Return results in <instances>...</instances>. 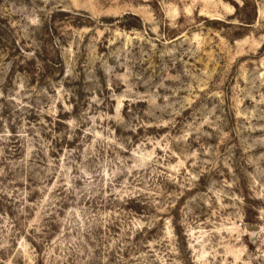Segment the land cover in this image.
<instances>
[{
  "label": "rangeland",
  "instance_id": "374dc122",
  "mask_svg": "<svg viewBox=\"0 0 264 264\" xmlns=\"http://www.w3.org/2000/svg\"><path fill=\"white\" fill-rule=\"evenodd\" d=\"M0 264H264V0H0Z\"/></svg>",
  "mask_w": 264,
  "mask_h": 264
},
{
  "label": "water",
  "instance_id": "95a60500",
  "mask_svg": "<svg viewBox=\"0 0 264 264\" xmlns=\"http://www.w3.org/2000/svg\"><path fill=\"white\" fill-rule=\"evenodd\" d=\"M244 229L248 233H257V232H259L261 230V226H259V225L245 224L244 225Z\"/></svg>",
  "mask_w": 264,
  "mask_h": 264
}]
</instances>
